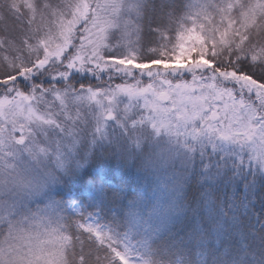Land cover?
Returning a JSON list of instances; mask_svg holds the SVG:
<instances>
[{
  "label": "snow or ice",
  "instance_id": "obj_1",
  "mask_svg": "<svg viewBox=\"0 0 264 264\" xmlns=\"http://www.w3.org/2000/svg\"><path fill=\"white\" fill-rule=\"evenodd\" d=\"M208 6L220 24L178 0H11L0 264H264V87L248 82L264 86V0ZM205 32L240 37L226 64L181 66L164 90L131 68Z\"/></svg>",
  "mask_w": 264,
  "mask_h": 264
},
{
  "label": "rangeland",
  "instance_id": "obj_2",
  "mask_svg": "<svg viewBox=\"0 0 264 264\" xmlns=\"http://www.w3.org/2000/svg\"><path fill=\"white\" fill-rule=\"evenodd\" d=\"M11 2V0H9ZM40 0H37V4H39ZM211 4V0H190L188 3V6L191 5V10L193 12V19L199 21L203 19V16H196L195 14L197 12H200L202 9L207 11V13L210 16H214L215 23L220 24V16L216 11L215 7H209L208 5ZM187 6V11H189V7ZM0 17H3L2 13L0 12ZM53 28L55 31L54 25H49ZM237 27H239V22L237 24ZM205 40H201L198 35H193L187 38V40L190 42L191 45H195V47H189L188 50L181 51L180 54L176 57L174 61H157L155 65H148V64H138V65H131V68L139 69L144 76H147L148 72L151 71L154 75H160L165 76L167 80H169L168 77L172 76L173 73L179 72L181 66L186 65L189 68L195 67V64H202L207 65L208 60L205 59V56H213L214 57L218 53L225 52L229 48L235 49L236 45L240 43V37L239 36H232L229 35L227 37H224L221 39L220 34L216 33V39H208V33L205 32ZM178 39V37H176ZM171 48V46H170ZM193 55H197V59L195 62L192 59ZM118 63H123V61H119ZM131 64V62H129ZM162 65V66H161ZM234 79H240L244 81H248L247 79H243L241 77L232 76ZM252 85L256 87L257 86L251 81H248ZM159 119H161L158 123L161 122L160 128L162 133L165 137H168L170 134L174 133L176 131L175 125L171 126L167 120L163 122V115H158Z\"/></svg>",
  "mask_w": 264,
  "mask_h": 264
},
{
  "label": "trees",
  "instance_id": "obj_3",
  "mask_svg": "<svg viewBox=\"0 0 264 264\" xmlns=\"http://www.w3.org/2000/svg\"><path fill=\"white\" fill-rule=\"evenodd\" d=\"M190 0H178V2L183 5V11L180 13L181 16H183L184 12H187V6H188V3H189ZM40 2V1H39ZM10 3L9 0H0V12L2 13L3 17H7L8 15V7L7 5ZM29 13L28 12H25L24 13V16L25 18L28 17ZM254 39H256L255 35L253 37ZM165 40H169V39H176L175 36L173 37H169V36H165L164 37ZM259 42L264 45V37H261ZM171 46V45H170ZM248 46V42H245V48H247ZM253 47H255V44L252 45ZM229 49H232V48H229ZM229 49L226 50L225 52H222V53H218L216 56H215V59L218 63H221V64H226L227 63V60H226V57L229 56ZM232 55H235L236 52L233 51L231 52ZM169 61V60H168ZM8 69L5 68L3 66V63L0 62V75H2L4 72H6ZM225 71L227 72V75L229 76H236L235 72L231 70V68H227L225 69ZM141 72V71H140ZM133 75H136L135 71H133ZM237 77V76H236ZM241 78L243 79H247L248 78L246 76H240ZM169 80H167V78L165 76H160L159 74L158 75H153L152 79L154 81V83L156 84V87L160 90H164L166 88H171L172 87V83H171V80H172V76L168 77ZM252 83L255 84L254 81H251ZM258 86V85H257ZM261 87H264V86H261ZM150 116H151V119L150 121H148V123L150 124H154L155 126L157 127H160V123H158L161 119H159L158 115L155 113V112H152L150 113ZM167 120V122H169L171 124V126L174 125L172 119L170 118H166L165 116H163V122Z\"/></svg>",
  "mask_w": 264,
  "mask_h": 264
}]
</instances>
